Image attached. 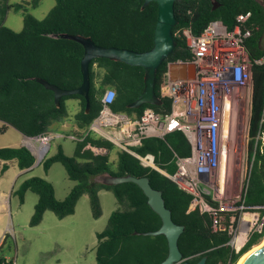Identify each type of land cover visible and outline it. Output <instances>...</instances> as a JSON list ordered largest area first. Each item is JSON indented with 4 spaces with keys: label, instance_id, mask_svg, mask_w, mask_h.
<instances>
[{
    "label": "trees",
    "instance_id": "trees-1",
    "mask_svg": "<svg viewBox=\"0 0 264 264\" xmlns=\"http://www.w3.org/2000/svg\"><path fill=\"white\" fill-rule=\"evenodd\" d=\"M40 1L32 0L33 8ZM213 1L218 5L216 9H212V0H177L174 3L177 24L172 34L178 29L190 28L198 35L214 20L232 28L239 14L250 13L246 26L251 34L245 41V48L251 61L261 58L264 55V8L257 0ZM143 3L144 0H55L54 6L41 20L25 14L21 31L15 32L6 27L4 21L10 7L18 9L20 6L0 0V133H4L8 127L27 138L58 132L67 117L65 102L69 99L78 101L79 110L74 115V123L79 130H83L98 115L102 108L101 98L107 88L114 89L116 93L110 107L114 112L139 117L146 108H150L160 115L169 114L170 100L160 95L164 74L170 63L190 62L192 59L185 41L175 35L176 47L156 72L154 91L161 99L159 106L143 104L139 108H130L129 105L143 91L144 70L106 58L93 59L89 64L88 110L86 100L80 95L62 97L56 106L53 92L37 81L42 80L64 90H73L81 85L83 47L62 35L87 37L103 48L115 47L137 53L151 49L157 4L151 2L142 8ZM263 134L264 64H261L252 67L247 130L248 172L239 203V206H243V212L258 213L259 217L264 214ZM88 143L107 149V153L93 154L84 149ZM75 144L73 156L66 155L61 145H58L56 153L41 162L45 172L53 164L60 163L68 179L75 183L63 200L55 198L54 187L50 182L35 176L24 179L13 194L18 197L20 204L27 191L37 195L28 223L30 227H35L46 211L52 212L59 220L72 215L83 195L88 197L92 217L98 219L101 216L98 192H111L119 208L110 214L106 227L96 233L95 264H159L168 253L163 235H143L158 230L161 220L148 206L142 190L130 182L104 185L97 181L104 174L148 178L150 186L161 192L172 221L184 226L178 239V248L182 258L192 264L202 257H206L205 264H237L244 254L264 238L262 225L261 230L254 229L241 249L235 252L228 244L227 233L212 232L209 216L197 211L188 213L190 197L159 172L143 168L137 159L120 150H117L116 169L112 170L108 152L114 146L91 134ZM136 151L153 154L156 165L168 173L176 169L173 154L184 157L190 152L180 132L169 134L163 139H146ZM11 161L15 162L18 170L31 169L35 164V158L24 146L0 148V162H3L0 174L8 170L7 163ZM234 215L236 225L240 211ZM229 216L227 214V222ZM4 261L5 258L0 255V264Z\"/></svg>",
    "mask_w": 264,
    "mask_h": 264
},
{
    "label": "built area",
    "instance_id": "built-area-1",
    "mask_svg": "<svg viewBox=\"0 0 264 264\" xmlns=\"http://www.w3.org/2000/svg\"><path fill=\"white\" fill-rule=\"evenodd\" d=\"M249 18L250 13L239 14L232 28L214 20L198 35L190 28L175 32V36L185 41L191 54V61L184 63H191L195 74L193 78L174 81L169 79L168 71L164 74L160 95L170 100L169 114L160 115L150 108H146L139 117L114 112L110 107L116 93L114 89L107 88L101 98L102 108L87 128H76L69 134L52 132L24 138L23 143L35 158V163L38 164L47 155L53 139L67 138L79 143L91 134L107 141L114 148L137 159L143 168L155 170L174 183L191 199L187 212L197 211L209 216L212 232L225 231L229 237L228 244L238 252L251 232L242 240L241 215H250L253 226L257 223V217L254 213L243 212L240 205L232 209L227 222L224 215L230 210L213 189L214 181L225 166L226 156L231 152L230 143L236 124L244 133L248 130L252 67L264 64V55L251 61L245 48V41L251 34L246 26ZM175 132L183 134L190 152L184 157L173 154L176 167L173 173L160 169L153 154L136 151L146 139H163ZM84 149L95 155L107 153V149L90 143ZM238 211L240 216L234 225V213ZM261 227L255 230L260 231ZM239 238L242 242H238ZM3 264L16 262L5 259Z\"/></svg>",
    "mask_w": 264,
    "mask_h": 264
},
{
    "label": "rangeland",
    "instance_id": "rangeland-1",
    "mask_svg": "<svg viewBox=\"0 0 264 264\" xmlns=\"http://www.w3.org/2000/svg\"><path fill=\"white\" fill-rule=\"evenodd\" d=\"M8 4L17 5L20 8L10 7L4 25L15 32H19L22 29L25 14H30L41 20L54 6L55 0H41L35 8H33L32 0H8ZM65 105L67 117L63 123L66 124L67 128L65 131L72 133L71 128L76 126L74 115L79 110L78 101L69 99L65 102ZM49 133L52 132L47 134ZM247 138V132L244 133L240 126L236 124L230 143L231 152L227 154L226 161H224L225 166L214 181L213 192L220 195L221 201L230 210L224 215V219L227 218V214L231 216L232 209L239 206L241 200L242 187L248 172ZM21 141L22 136L15 129L9 128L4 133H0V148L19 147L22 144ZM261 141L264 147V134ZM58 145H61L66 155H74L75 143L67 138L53 139L50 142L47 155L38 164L35 163L31 173L18 178L19 171L17 167H11L6 177L0 181V192L5 194V199L8 201L3 212V225H7L9 229L6 245L3 244L0 255L7 257H4L5 259H14L17 264H95L97 242L95 233L106 227L110 214L119 208L111 192L100 191L98 197L101 216L98 219L92 217L88 197L83 195L77 202L75 217L61 221L52 212L48 211L40 225L29 226L28 223L37 202V195L27 191L23 203L20 204L18 197L13 194L24 179L35 176L47 180L54 187L55 198L60 201L67 196L74 185L68 179L60 163L53 164L47 172L42 169L41 162L55 154ZM117 150V148H113L108 152V162L112 170L116 169ZM97 181H102V178L99 176ZM254 214L257 217V223L252 227L251 232L255 228L260 229L264 225L263 216L259 217L258 213ZM242 217L243 215L240 218ZM73 225L79 226L75 233H71ZM250 233H248L246 240ZM263 240L264 238L260 242L262 243ZM261 243L256 246L261 245Z\"/></svg>",
    "mask_w": 264,
    "mask_h": 264
},
{
    "label": "water",
    "instance_id": "water-1",
    "mask_svg": "<svg viewBox=\"0 0 264 264\" xmlns=\"http://www.w3.org/2000/svg\"><path fill=\"white\" fill-rule=\"evenodd\" d=\"M177 0H144L142 8L149 3L157 4V20L153 31V46L151 49L137 53L126 49H118L115 47L103 48L93 43L90 38L76 35H62L61 37L78 42L83 47V56L80 62V70L82 75L81 85L73 90L60 89L45 81L37 80L45 89L53 92L56 106L59 100L65 96L80 95L86 100L87 110L88 91L90 86L89 80V64L93 59L106 58L118 61L129 66L141 67L144 70V88L139 97L129 105L130 108H139L143 104L154 106L161 105V99L155 94L154 86L156 72L161 63L172 53L176 47V40L172 34V29L176 26L177 21L174 15V3ZM264 8V0H257ZM213 7L216 9L218 5L212 0ZM168 77L171 81L193 78L195 74L194 66L191 63L172 62L168 65ZM25 147V146H24ZM28 151L29 149L25 147ZM30 152V151H29ZM31 153V152H30ZM104 185H117L130 182L137 185L147 198V204L153 212H155L160 220L161 226L156 231L143 233L145 236L163 235L167 241L168 253L166 258L159 264H192L182 258V254L178 248V239L184 230L183 225L176 224L172 221L171 212L165 207L164 199L160 191L153 189L146 177L136 178L130 175L111 176L101 175ZM206 257H202L195 264H205ZM241 264H264V245L247 256Z\"/></svg>",
    "mask_w": 264,
    "mask_h": 264
},
{
    "label": "crops",
    "instance_id": "crops-1",
    "mask_svg": "<svg viewBox=\"0 0 264 264\" xmlns=\"http://www.w3.org/2000/svg\"><path fill=\"white\" fill-rule=\"evenodd\" d=\"M0 123H1V125H2V122L0 121ZM1 127V126H0ZM13 129V128H11V127H8L7 129ZM77 127L76 126H73V128H71V130H75ZM67 128H66V124L65 123H62L61 124V126H60V128H59V133H64V134H68V133H70V131L67 133V131H65ZM21 135V134H20ZM22 136V135H21ZM24 136H22V141H21V145H23L24 146V143H23V141H24ZM21 145L19 146V147H21ZM3 164V162H0V165H2ZM8 165H9V168H8V170L11 168V167H16V164H15V162L14 161H11V162H8L7 163ZM34 166H35V164H34ZM34 166L31 168V169H28V170H18L19 171V174H17L18 175V178H20L21 176H25V175H28L29 173H31L32 171H33V168H34ZM18 169V168H17ZM8 170L7 171H5L3 174H2V176H0V181H1V179H3L4 177H6V174H7V172H8ZM30 177H32V176H30ZM27 178H29V177H27ZM73 182V181H72ZM74 183V182H73ZM75 184V183H74ZM100 191H105V190H100ZM99 191V192H100ZM98 192V193H99ZM108 192V191H107ZM6 199H5V194L3 193V192H0V251H1V249L3 248L2 246H3V244L6 242V240H7V238H8V236H9V234H8V231H9V229L7 228V225L5 226V225H3L4 224V220H3V212H4V210L6 209V206H7V202L8 201H6ZM60 201V200H59ZM77 205V204H76ZM47 212L48 211H46L44 214H43V217H42V220H41V222L40 223H42V221L44 220V217H46V215H47ZM75 215H76V207H75V211H74V213L72 214V215H69V216H67V217H65V218H63V219H61V221L62 220H64V219H66V218H71V217H75ZM40 223H39V225H40ZM38 226V225H37ZM78 228H79V226H76V225H73L72 227H71V233H75L77 230H78ZM102 231V230H101ZM100 232V231H99ZM97 233V232H96ZM95 233V234H96ZM94 234V235H95ZM96 236V235H95ZM97 240V239H96ZM96 244H97V242H96ZM6 245V244H5ZM2 257H5V256H3L2 255ZM5 258H7V257H5ZM16 262V261H15ZM17 264V263H16Z\"/></svg>",
    "mask_w": 264,
    "mask_h": 264
},
{
    "label": "bare ground",
    "instance_id": "bare-ground-1",
    "mask_svg": "<svg viewBox=\"0 0 264 264\" xmlns=\"http://www.w3.org/2000/svg\"><path fill=\"white\" fill-rule=\"evenodd\" d=\"M253 224H252V217L250 215H243L242 218V228H241V232L242 234L240 235V237L242 238V240H244L245 235H247V233L251 230ZM241 238L238 239V242H242ZM264 245V240L261 243V245L256 246L255 248H252L250 251H248L246 254H244L240 260L237 262V264H241V262L247 257L249 256L251 253H253L254 251L260 249L262 246Z\"/></svg>",
    "mask_w": 264,
    "mask_h": 264
}]
</instances>
